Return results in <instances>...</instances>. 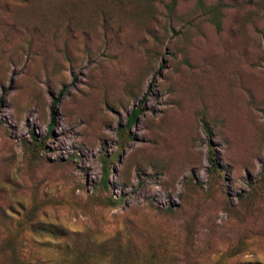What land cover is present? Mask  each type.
Here are the masks:
<instances>
[{
  "label": "rangeland",
  "instance_id": "374dc122",
  "mask_svg": "<svg viewBox=\"0 0 264 264\" xmlns=\"http://www.w3.org/2000/svg\"><path fill=\"white\" fill-rule=\"evenodd\" d=\"M0 264H264V0H0Z\"/></svg>",
  "mask_w": 264,
  "mask_h": 264
},
{
  "label": "trees",
  "instance_id": "16d2710c",
  "mask_svg": "<svg viewBox=\"0 0 264 264\" xmlns=\"http://www.w3.org/2000/svg\"><path fill=\"white\" fill-rule=\"evenodd\" d=\"M140 113V110L138 107H136L135 109H132L130 114L127 116V119H126V123H125V127H129L131 124L134 123L136 117L139 115ZM50 118L52 119L53 116H54V111L51 110L50 111ZM49 126H51L49 124ZM40 146V143H38L37 141L34 142L32 148L33 150L35 151L37 149V147ZM213 152L209 151V157H208V160H209V170L208 172L211 173V174H215V162H214V159H213ZM101 168H102V179H101V184L104 186L105 184V179H106V173H107V170H106V167H105V163L103 161H101ZM86 253H77V256L74 257V260L72 261H77V262H82V261H85V260H88V256L85 255Z\"/></svg>",
  "mask_w": 264,
  "mask_h": 264
}]
</instances>
